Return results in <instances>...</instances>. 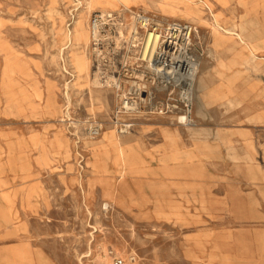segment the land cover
<instances>
[{
	"label": "rangeland",
	"instance_id": "obj_1",
	"mask_svg": "<svg viewBox=\"0 0 264 264\" xmlns=\"http://www.w3.org/2000/svg\"><path fill=\"white\" fill-rule=\"evenodd\" d=\"M206 1L0 0V264H6L8 250L20 247L31 263L9 264H115L114 258L119 264H264V84L250 87L252 75L264 76V62L242 61V72L232 79L233 71L223 67L231 88L219 98L212 93L222 83L218 72L239 46L210 45L215 32L252 44L259 23L247 4L230 0L217 10L225 27L244 40L215 30L214 22L223 26L204 8ZM187 4L208 14L198 15L203 21L197 10L189 12L200 33L193 41L200 68L191 101L177 97L170 102L177 107L173 113L138 117L129 135L137 140L144 166L160 173L166 150L158 123L176 129L181 149L193 142L202 148L193 161L166 165L187 176L135 174L131 149L122 142L129 135L118 137L109 125L115 96L101 85L100 73L111 62L119 69L123 58L124 68L150 81L149 71L129 64L118 29H130L135 20L124 19L122 11L144 10L142 15L155 14L160 22L187 24L182 13ZM106 10L116 12L117 23L103 30L113 37L105 53L115 54L104 63L88 32L92 14ZM185 115L191 125L178 124ZM86 121L105 123L107 131L89 140ZM106 142L116 146L121 168L110 163L105 173L103 161L100 174L98 164L87 161L88 151Z\"/></svg>",
	"mask_w": 264,
	"mask_h": 264
},
{
	"label": "crops",
	"instance_id": "obj_2",
	"mask_svg": "<svg viewBox=\"0 0 264 264\" xmlns=\"http://www.w3.org/2000/svg\"><path fill=\"white\" fill-rule=\"evenodd\" d=\"M204 1H206V0H204ZM206 2L208 3L210 8L212 9V11L215 14L218 22L223 27H225V24L222 23L223 21L220 18L221 11H218L217 9L222 10L224 7L227 6V4H229L230 0H217V2L215 4H211L208 1H206ZM235 2H236V4H238L239 6H242V7H245L247 4V13L250 15L251 18H253L254 20H256L259 23V33L255 34L253 36L252 44L245 41V40H244V44H243L240 40H238L234 36L227 35V34H222V33H218V32L210 34V36H212V37L215 35L213 37L212 44H210L211 48H214V50L217 49L218 47L223 46L227 41H231V42L235 43L237 46H239L238 51L235 53V55L230 60V65L229 66L221 65L222 70H221V72L220 71L218 72V75L221 78L222 83H220L216 88H214L212 93L214 95L216 94L215 96H217L219 98H224L227 95V93L230 91L231 85L229 84V81H227V79H229L230 75H231V79H232L238 73L242 72V70L238 71L239 63L241 64L242 61H246L247 59H250V58L257 60L258 63L264 62V0H235ZM161 3H164V2H161ZM154 5L157 7H160V8H164V7L170 8L171 7L166 3L163 4L164 6H160V4H157V3ZM140 7H142V6H140ZM143 8H145V7H143ZM190 8L197 10V15L195 13H193L192 11H190ZM147 9H149V8H147ZM152 10H158L159 11V9H152ZM182 10L193 13L198 18H200L199 14H202V16L208 15L204 11V9L198 5L191 6V5L187 4L186 7H184ZM103 12H112V13L116 14V12H113L111 10H106ZM142 12H144V11H142ZM147 13H150V12H147ZM184 15H186V14H184ZM153 16H156V15L153 14ZM208 18H209V16H208ZM188 19H189L187 21L188 24H190L193 28V39H194V35H195L196 30H197V27L191 18L188 17ZM201 20L205 21V19H201ZM180 22H183V21H180ZM183 23H185V22H183ZM200 25L204 26L203 24H200ZM225 28H227V27H225ZM227 29H229V28H227ZM229 30L236 32L234 29H229ZM196 39H198V38H196ZM194 46H195V44H194ZM197 56L199 57V55H197ZM223 67L228 68V69L230 68L231 71H233V73L235 72V74L232 73L230 75L229 74L224 75L223 73H225V71H223V69H224ZM251 77L253 78V82H252L253 84L250 86L252 89L255 90L256 88H258L259 83L264 84V76L261 77L258 75H252ZM144 127L145 126L140 125L139 131L143 130ZM156 127L159 129V131H160L159 134H160V137L162 139L160 145L162 146L163 150H166L165 152H163V154L159 160L163 164V165L159 166L161 169V173L159 172V170L157 171V170L150 169V168L144 166L146 159L140 153L141 150L138 147L137 140L134 137H132V135L131 136L129 135L128 137H125L124 139H122V142L125 145L126 150H128L127 146L131 149V159L134 160L133 173L139 174V175L148 174V176H152V177H154V176L156 177L158 173L164 174L166 176H187L188 172H184V170L181 169L180 167L171 168V167H167L166 165H168V163L169 164H179L180 161H182V160L183 161H193L195 158H197V156H198L197 153H198V151L201 150L202 145L197 143V142H193L192 144L186 145V147L181 149L178 145V141H177L176 136L174 134V130L176 131V129L172 130L168 126L163 125L162 123H158V125ZM104 131H107V130H103L101 133V136L103 135ZM113 133L116 136H118L115 131H113ZM101 136L99 137V139L101 138ZM118 137H120V136H118ZM97 141L99 142V140H97ZM149 155L153 156V153H150ZM88 157L89 158H87V161H90L91 163L96 162L98 164V166H97L98 170L95 171L97 173L103 174V172H101V170H100V167L102 166L103 161H106V165H107V170L105 173L108 172L110 163L112 164V166H114V168L116 170H120V168H121L120 156L118 155L117 148L114 144H110V143L106 142L105 144L102 145L100 143L96 151H94L93 153H90L88 151ZM101 157H103V159ZM154 180L157 181L156 179H154ZM203 181H204V179H203ZM142 189L144 190L143 192L145 193L146 190L144 188H142ZM149 190L153 191L152 186L149 187ZM24 191L25 190H21V192H23L22 193L23 195H25ZM7 252H8V254H7L8 256L6 257V264H9L11 262V259L14 261H20V262H24V263L30 262L31 263V256H30V253L28 252V250L26 249V247H20L19 249L8 250ZM38 262H39V264H43L42 261H40V260Z\"/></svg>",
	"mask_w": 264,
	"mask_h": 264
},
{
	"label": "bare ground",
	"instance_id": "obj_3",
	"mask_svg": "<svg viewBox=\"0 0 264 264\" xmlns=\"http://www.w3.org/2000/svg\"><path fill=\"white\" fill-rule=\"evenodd\" d=\"M202 5L209 12V15L214 17L210 6L206 2ZM101 13L105 16L115 15L112 12ZM122 13L124 14V19L131 18L135 20V24L130 29H124L122 27L124 24L120 25L122 28L118 29L119 37L126 44L127 52L131 54L129 64L150 70L157 80L153 89L149 86L146 88L152 89L159 99L164 98L163 94L167 90L170 92L168 100L177 101V97L179 98L180 96L181 99L185 98L189 103L191 101V88L194 87L200 68V58L197 56L193 45L192 26L187 23V31L184 33L183 28L186 23L180 21L175 25L172 22L164 23L147 14L149 18L143 16L144 19H147L146 21L150 22L149 24L153 28H157L154 30L151 28L146 29L147 23L139 20V17L137 18V16H141L142 12ZM182 13L186 14L194 22L197 21L189 12ZM212 26L215 30L220 29L224 33H236L238 37L243 39L239 33L220 27L215 22ZM88 38L90 43L91 35L89 32ZM194 38H200L198 29ZM184 88L187 90L183 91ZM177 119L178 122H181L183 120L186 121L188 118L187 116H179ZM188 125H191L190 121ZM104 208H108V205L104 204Z\"/></svg>",
	"mask_w": 264,
	"mask_h": 264
},
{
	"label": "built area",
	"instance_id": "obj_4",
	"mask_svg": "<svg viewBox=\"0 0 264 264\" xmlns=\"http://www.w3.org/2000/svg\"><path fill=\"white\" fill-rule=\"evenodd\" d=\"M143 16L145 15L141 14V16H137V18L139 17V20L147 23L146 29L151 28L152 30H154L157 28H153L149 24L150 22L146 21L147 19H144ZM116 20L117 18L115 15L105 16L104 14L100 13H93L90 18L89 34L91 35L93 51L97 54L96 57L98 61L103 60L104 63H106V57L115 55L114 53H105L104 47H110L113 37L110 36L108 31L107 33L103 34V30L105 26L114 27V25L117 23ZM172 24L175 25L176 23L172 22ZM187 27L188 25L185 24L183 28L184 33H186L187 31ZM109 60L113 61L112 58ZM123 61L124 59L122 58L120 62H118V64L120 65L119 69L117 67H113V63L111 62V67H113V69L111 67H108L109 69H106V73H100L101 85L109 86L115 96L116 107L112 113V120L109 122V125L114 128L119 136L129 135L134 126L133 120L137 119L138 117H161L171 114L175 109H177L176 106L170 104V102L177 103V101L168 100V98H170V92L165 90L163 99H159L156 94L153 93L152 89L157 80L150 70L146 69L147 71H149L148 74L150 76V81H148L147 78L142 74H135V71L137 70L134 71L133 69L129 70L127 68H124ZM136 68L145 69L144 67ZM147 86L151 87L152 89H147ZM178 101H180V103H182L183 101L188 103L185 98L181 99L180 96L178 98ZM187 118L188 119H186V121L183 120L178 123H181V125L188 124L190 121L189 116H187ZM82 125H84L85 137L89 140H95L101 136L105 123L86 121L85 123H82ZM114 259L115 264L120 263L118 259ZM133 260L134 258H132V261Z\"/></svg>",
	"mask_w": 264,
	"mask_h": 264
}]
</instances>
